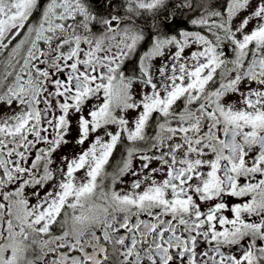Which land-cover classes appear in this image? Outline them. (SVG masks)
I'll use <instances>...</instances> for the list:
<instances>
[{
	"label": "snow or ice",
	"instance_id": "1",
	"mask_svg": "<svg viewBox=\"0 0 264 264\" xmlns=\"http://www.w3.org/2000/svg\"><path fill=\"white\" fill-rule=\"evenodd\" d=\"M0 264H264V0H0Z\"/></svg>",
	"mask_w": 264,
	"mask_h": 264
}]
</instances>
